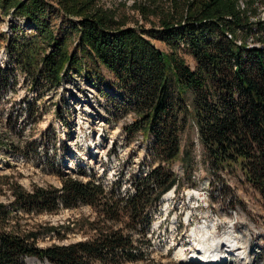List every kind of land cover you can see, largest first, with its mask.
<instances>
[{"label": "trees", "instance_id": "obj_1", "mask_svg": "<svg viewBox=\"0 0 264 264\" xmlns=\"http://www.w3.org/2000/svg\"><path fill=\"white\" fill-rule=\"evenodd\" d=\"M259 1L264 2L133 0L128 7L125 2L108 7L101 0H0V21L25 18L35 29L31 37L7 38L5 50L16 67L0 68L2 88L16 81V68L34 86L42 81L60 84L68 67L99 77L103 66L113 75L107 80L111 92L100 89L110 111L118 119L132 114L122 129L129 142L137 134L151 139L154 164L144 176H133L126 194L116 186L107 189L93 176L83 180L73 173L61 174V187L34 185L28 190L12 182L11 205L26 214L89 205L97 217L88 222L92 235L87 240L40 247L38 232L10 226L12 211L0 203V264H25L28 258L51 264L141 259L130 231L146 238L151 206L179 183L173 164L183 160V166H192L190 150L183 145L192 128L202 163L215 180L223 181L225 172L239 173L264 198V20L257 17ZM53 12L76 20L73 33L62 40ZM135 17L136 25H129ZM146 23L151 30H145ZM155 27L170 52L146 37ZM67 37L76 43L74 51ZM250 37L258 44L251 45ZM182 51L193 56L194 67ZM31 106L25 104L34 116Z\"/></svg>", "mask_w": 264, "mask_h": 264}, {"label": "rangeland", "instance_id": "obj_2", "mask_svg": "<svg viewBox=\"0 0 264 264\" xmlns=\"http://www.w3.org/2000/svg\"><path fill=\"white\" fill-rule=\"evenodd\" d=\"M101 2L108 7L125 2L128 7L133 0ZM256 6L257 17L264 20V2L259 1ZM133 19L136 17L129 25L135 26ZM75 22L74 18L62 13L52 14V23L60 40L64 39V34L73 33ZM144 26L147 31L152 28L150 23ZM156 31L155 27L154 33L147 32L146 37L160 50L170 52L171 48ZM34 33L35 29L25 18L8 16L1 19V69L16 67L10 65L5 50L7 38L13 35L31 37ZM256 37L254 34L253 38ZM253 38H249V43L258 44L259 41L255 42ZM65 40L74 51L76 43L69 37ZM182 55L189 65H196L192 55L184 51ZM91 72L92 81L84 70L68 67L60 84L42 81L32 86V78L16 68L12 71L16 81L9 82L6 88L0 83V203L12 211L10 226L17 224L38 232L40 247L87 240L92 235L88 222L96 219L97 213L89 205H80L26 214L11 205L12 182L18 181L28 190L34 185L61 187V174L73 173L83 180L93 176L107 189L116 186L117 192L126 194L132 189L133 176H144L154 166L148 148L151 139L137 134L129 142L122 129L124 121L132 120V114L118 119L109 109L102 90L111 92L107 80L113 79V75L103 66L99 77ZM28 103H32V109L37 112L34 116L25 108ZM183 145L190 150L192 166H183V160L173 164L179 183L151 206L152 224L146 238L130 231L134 233L136 252L142 254V258L127 264H182L177 260V251L183 246L188 258L194 260L190 261L192 264H205L207 258L202 252L199 254L197 248L200 247L194 244L197 239L193 232L215 223L220 237L234 224L236 233L245 234L250 242L251 264H264V198L239 173L225 172L223 181L214 179L202 163L195 128L183 136ZM172 190L171 199L165 201V195ZM189 216H194L190 224L187 223ZM222 250L225 251V247ZM193 252L203 256L191 258ZM225 254V264L240 263L235 251ZM29 259L34 258L26 259L25 264ZM39 259H35L34 264L49 263ZM213 264H220V261L215 260Z\"/></svg>", "mask_w": 264, "mask_h": 264}, {"label": "bare ground", "instance_id": "obj_3", "mask_svg": "<svg viewBox=\"0 0 264 264\" xmlns=\"http://www.w3.org/2000/svg\"><path fill=\"white\" fill-rule=\"evenodd\" d=\"M172 192H169L165 195V201L171 199ZM216 224V223H215ZM206 226L199 228L196 230L198 234L195 235V230L193 232V237L195 236L197 239L196 246L200 247L197 248L200 252L204 254L207 258L205 259V264H213V261L218 260L220 264H225L227 261H223L226 257L225 252L227 251H235V255L241 259L239 264H251L252 259L249 258V249H250V242L247 241L246 235L242 234L241 232L238 234L236 233L235 225H231L223 235V237L218 236V227L216 225ZM225 251L222 250V248ZM198 252H193L190 256L191 258H199L200 256L197 254ZM178 255V262L182 264H190L193 259H189L188 255L186 254V248L181 247L177 251ZM35 259H29L28 264H34ZM191 261V262H190ZM189 262V263H187ZM51 264V263H48ZM192 264V263H191Z\"/></svg>", "mask_w": 264, "mask_h": 264}]
</instances>
